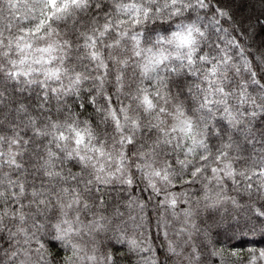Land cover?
<instances>
[{"label": "snow or ice", "instance_id": "snow-or-ice-1", "mask_svg": "<svg viewBox=\"0 0 264 264\" xmlns=\"http://www.w3.org/2000/svg\"><path fill=\"white\" fill-rule=\"evenodd\" d=\"M0 264H264V0H0Z\"/></svg>", "mask_w": 264, "mask_h": 264}]
</instances>
